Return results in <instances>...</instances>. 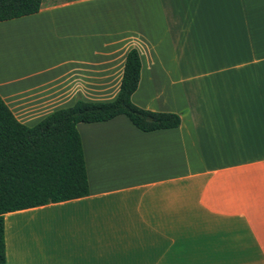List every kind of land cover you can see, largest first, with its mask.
<instances>
[{
    "label": "crops",
    "instance_id": "crops-1",
    "mask_svg": "<svg viewBox=\"0 0 264 264\" xmlns=\"http://www.w3.org/2000/svg\"><path fill=\"white\" fill-rule=\"evenodd\" d=\"M120 3L92 31L80 0L0 22L45 47L0 61V96L29 127L112 101L134 48L132 102L180 125L78 123L89 195L5 214L6 264H264V0Z\"/></svg>",
    "mask_w": 264,
    "mask_h": 264
},
{
    "label": "trees",
    "instance_id": "trees-1",
    "mask_svg": "<svg viewBox=\"0 0 264 264\" xmlns=\"http://www.w3.org/2000/svg\"><path fill=\"white\" fill-rule=\"evenodd\" d=\"M42 1L0 0V22L36 14ZM140 70L139 53L132 48L125 55L119 91L112 101L77 99L31 127L20 123L0 96V264H6L5 214L89 195L78 123L124 115L143 132L180 125L178 114L142 109L132 102Z\"/></svg>",
    "mask_w": 264,
    "mask_h": 264
},
{
    "label": "rangeland",
    "instance_id": "rangeland-1",
    "mask_svg": "<svg viewBox=\"0 0 264 264\" xmlns=\"http://www.w3.org/2000/svg\"><path fill=\"white\" fill-rule=\"evenodd\" d=\"M60 1L66 0H44L45 3H58ZM120 1L121 0H80L83 10L88 12L90 31L97 28V17L100 18L101 14L111 17L113 5L121 4ZM18 36L15 30L8 35L0 33V61L2 63L8 65L9 63L11 64L25 59L33 61L35 58L40 57L42 49L45 48L44 44L35 48L20 47L21 42L17 38ZM53 41H56V39ZM36 43H38V40H36Z\"/></svg>",
    "mask_w": 264,
    "mask_h": 264
}]
</instances>
